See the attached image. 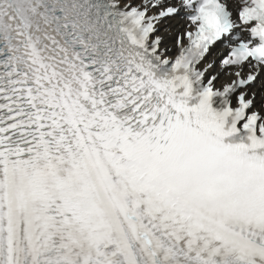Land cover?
Returning <instances> with one entry per match:
<instances>
[{"label":"snow or ice","instance_id":"obj_1","mask_svg":"<svg viewBox=\"0 0 264 264\" xmlns=\"http://www.w3.org/2000/svg\"><path fill=\"white\" fill-rule=\"evenodd\" d=\"M0 264H264V0H0Z\"/></svg>","mask_w":264,"mask_h":264}]
</instances>
